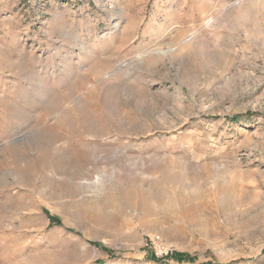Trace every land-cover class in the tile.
<instances>
[{
    "label": "rangeland",
    "instance_id": "rangeland-1",
    "mask_svg": "<svg viewBox=\"0 0 264 264\" xmlns=\"http://www.w3.org/2000/svg\"><path fill=\"white\" fill-rule=\"evenodd\" d=\"M0 264H264V0H0Z\"/></svg>",
    "mask_w": 264,
    "mask_h": 264
}]
</instances>
